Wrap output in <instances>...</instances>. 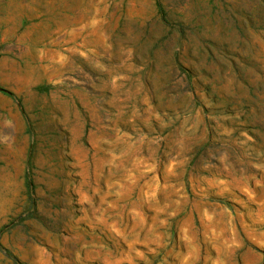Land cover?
I'll list each match as a JSON object with an SVG mask.
<instances>
[{
	"label": "rangeland",
	"instance_id": "1",
	"mask_svg": "<svg viewBox=\"0 0 264 264\" xmlns=\"http://www.w3.org/2000/svg\"><path fill=\"white\" fill-rule=\"evenodd\" d=\"M0 264H264V0H0Z\"/></svg>",
	"mask_w": 264,
	"mask_h": 264
}]
</instances>
